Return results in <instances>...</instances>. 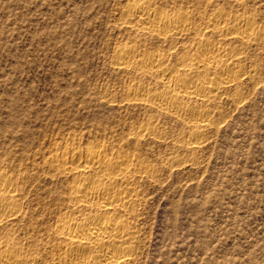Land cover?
<instances>
[{"label":"rangeland","instance_id":"rangeland-1","mask_svg":"<svg viewBox=\"0 0 264 264\" xmlns=\"http://www.w3.org/2000/svg\"><path fill=\"white\" fill-rule=\"evenodd\" d=\"M131 3L0 0V171L19 175L25 218L14 226L18 241L39 248L42 264H51L68 184L45 158L54 144L101 143L156 169L140 187L135 264H264V35L243 53L244 68L255 75L205 106L214 125L190 151L185 123L128 100L132 84L160 91L162 81L114 68L118 46L170 48L131 30L123 15ZM154 6L185 9L199 23L217 9L245 13L264 31V0ZM141 128L149 131L136 136Z\"/></svg>","mask_w":264,"mask_h":264},{"label":"bare ground","instance_id":"bare-ground-1","mask_svg":"<svg viewBox=\"0 0 264 264\" xmlns=\"http://www.w3.org/2000/svg\"><path fill=\"white\" fill-rule=\"evenodd\" d=\"M227 1L240 5L247 2ZM154 3L155 0H132L123 15L131 30L157 36L170 48L146 53L135 44L118 46L114 68L137 70L144 79L155 77L162 81L164 88L160 91L149 83L132 84L128 100L180 119L192 129L193 140L188 145L194 151L214 125L211 111L205 106L223 91L244 84L248 74L255 75L244 68L243 53L264 31L253 16L245 13L232 15L217 9L199 23L185 9H157ZM145 130H135L134 134L144 136L149 131ZM49 152L45 163L68 184L66 203L60 211L64 214L53 227L59 242L51 246L54 248H50L49 262L135 264L140 228L136 223L137 207L143 194L140 187L156 177L155 167L141 161L134 152L101 143L54 144ZM9 172L0 171V264H42L45 258L40 249L16 237L14 226L25 218L24 202L18 174Z\"/></svg>","mask_w":264,"mask_h":264}]
</instances>
